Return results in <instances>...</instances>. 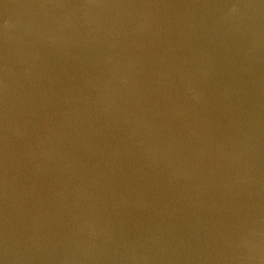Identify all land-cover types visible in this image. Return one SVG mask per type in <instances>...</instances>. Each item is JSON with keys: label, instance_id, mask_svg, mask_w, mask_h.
Segmentation results:
<instances>
[{"label": "water", "instance_id": "95a60500", "mask_svg": "<svg viewBox=\"0 0 264 264\" xmlns=\"http://www.w3.org/2000/svg\"><path fill=\"white\" fill-rule=\"evenodd\" d=\"M0 264H264V0H0Z\"/></svg>", "mask_w": 264, "mask_h": 264}]
</instances>
